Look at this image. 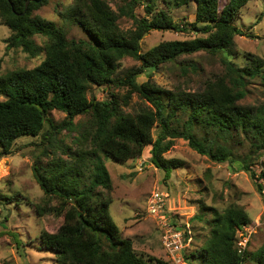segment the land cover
Wrapping results in <instances>:
<instances>
[{"label": "trees", "instance_id": "trees-1", "mask_svg": "<svg viewBox=\"0 0 264 264\" xmlns=\"http://www.w3.org/2000/svg\"><path fill=\"white\" fill-rule=\"evenodd\" d=\"M249 1L169 0L177 7L196 4L195 21L181 25L166 11H154L157 0H130L120 7V13L106 0H73L64 16L85 32V38L77 39L69 38L53 21L33 15L49 0H0L1 20L11 30L7 49L22 48L32 56L45 51V59L38 66L0 74V95L4 98L0 99V148L9 154L18 138L38 136L49 124L53 131L78 132L75 149L68 146L63 155H52L46 166L40 162L34 165L35 178L47 200H56L48 212L64 218L56 232L41 233L44 246L53 250L62 264H150L135 252L133 241L121 235L111 215L113 198L108 191L112 176L104 157L125 162L140 157L151 146L150 162L169 176L184 163L168 159L165 153L183 138L214 161L241 162L264 195L259 182L264 179V169L259 174L251 169L264 155V102L259 106L243 103L250 78L260 76L264 85V60L253 57L240 66L229 57L235 37L246 34L233 20ZM145 3L146 14L140 18L135 8ZM120 15L133 18L136 28L124 32L118 22ZM189 24L196 32L193 38L162 41L142 51V40L151 30L183 31ZM36 35L47 38L43 49L33 40ZM200 51L222 55L226 69L223 77L208 82L200 91L165 90L155 83L139 84L136 80L149 68ZM126 56L140 63L118 73L119 63ZM188 66L198 71L195 64L180 62L182 72L186 73ZM108 83L128 87L127 93L89 99L91 85ZM133 92L151 106L136 113L125 112L122 104H128ZM53 110L65 112L64 121L54 124L50 117ZM88 114V121L74 123L76 116ZM155 126L159 127L157 134ZM237 139L242 145L248 143L247 154L237 155L222 142L236 143ZM38 208L42 214L47 211V206ZM204 209L214 214L212 229L193 258L200 257L203 264H244L249 258L254 264H264V243L249 253L251 239L244 254L237 250L236 235L249 222L242 206L230 205L223 211ZM152 259L156 264H171Z\"/></svg>", "mask_w": 264, "mask_h": 264}, {"label": "rangeland", "instance_id": "rangeland-1", "mask_svg": "<svg viewBox=\"0 0 264 264\" xmlns=\"http://www.w3.org/2000/svg\"><path fill=\"white\" fill-rule=\"evenodd\" d=\"M106 1L120 13V7L130 0ZM72 3L73 0H49L35 10L33 15L53 21L57 27L67 31L69 38H85V32L73 20L64 16L65 10ZM145 6L146 3L138 4L135 8V13L140 18L146 14ZM161 10L166 11L181 25L192 23L196 18L194 2L177 7L169 3V0H157L154 11L157 13ZM118 22L124 32L136 28L134 19L128 16L120 15ZM233 23L246 34L235 37V44L229 50L232 55L229 57L240 66L250 63L253 57L264 60V0H250L239 11ZM188 26L190 24L183 31L151 30L142 40V51L145 52L162 41L193 38L196 32ZM10 34V28L3 24L0 17V74L33 68L45 59V51L32 56L22 48L7 49L6 39ZM33 40L42 49L47 42V38L40 35L34 36ZM221 56L206 51L183 55L172 63L147 69L136 80L139 84L155 83L165 90L200 91L208 82L226 74ZM180 62L193 63L198 71L194 72L188 66L184 73ZM139 63L133 57L126 56L119 63L118 73ZM261 80L260 76L249 79V94L243 103L259 106L264 102V85ZM127 90L128 87L113 83L93 84L89 88L88 97L104 100L113 93L119 96L127 93ZM0 99L4 98L0 95ZM144 106L150 107V102L137 92L131 94L128 104H122L127 113H136ZM66 115L63 111L53 110L50 117L54 124H58L64 121ZM89 118V114L79 115L74 118V123H83ZM154 131L157 134L159 127L155 126ZM77 135L78 132H68L67 129L58 128L53 131L49 124L38 136L18 138L9 154H4L0 148V264H62L58 255L44 246L41 233L56 232L64 218L55 212H48V206L55 205L56 200H47L35 178L34 165L40 162L46 166L52 155H63L68 146L75 149L79 143L75 138ZM240 141L242 140L237 139L235 143L234 140H222L237 155H245L249 152L248 143L242 145ZM150 149L151 146H148L140 157L125 162L104 157L112 176V188L108 191L113 198L111 215L119 226L121 235L133 241L135 252L148 259L150 264H156L152 258L171 262V255L163 244L159 218L147 210V200L156 191H161L166 197L164 211L168 213L167 218L188 233L184 252L190 256V264H203L201 258H193V254L198 253L196 249H201L211 233L214 214L212 210L204 208L216 207L223 211L230 205L242 206L249 216V222L244 224V229L248 227V231H252L248 252L256 251L262 246L264 195L259 193L251 171L244 169L241 162L214 161L191 148L185 139L178 138L165 156L168 159L182 160L184 164L183 167L174 168L167 176L164 170L150 162ZM258 161L251 167L257 174L264 169V155ZM259 182L264 186V179L261 178ZM42 206H47L44 214L39 212L38 207ZM244 264L254 262L249 258Z\"/></svg>", "mask_w": 264, "mask_h": 264}, {"label": "built area", "instance_id": "built-area-1", "mask_svg": "<svg viewBox=\"0 0 264 264\" xmlns=\"http://www.w3.org/2000/svg\"><path fill=\"white\" fill-rule=\"evenodd\" d=\"M147 203L148 212L159 218L163 244L167 252L171 255L172 264H190L186 259L187 253L184 252L186 248L185 231L172 224L173 221H170L167 218L168 213L166 214L164 211V208L166 207V197L164 194L161 191H156L153 194H150ZM248 230H250L248 227L245 230L243 226L239 229L236 236V247L241 254H244L250 241L252 231Z\"/></svg>", "mask_w": 264, "mask_h": 264}]
</instances>
